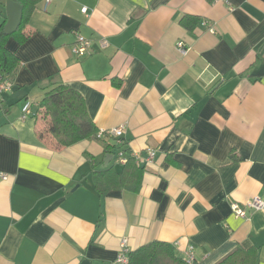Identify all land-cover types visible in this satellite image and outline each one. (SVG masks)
<instances>
[{"label":"crops","instance_id":"0c3cea01","mask_svg":"<svg viewBox=\"0 0 264 264\" xmlns=\"http://www.w3.org/2000/svg\"><path fill=\"white\" fill-rule=\"evenodd\" d=\"M17 1L22 41L5 43L17 67L0 70L11 83L0 94V264H112L122 237L130 251L169 243L188 264L236 248L264 264V207L230 208L264 201V0ZM183 15L197 17L191 29ZM77 34L90 40L83 57ZM58 84L97 130L124 124L122 136L58 144L40 105Z\"/></svg>","mask_w":264,"mask_h":264},{"label":"trees","instance_id":"16d2710c","mask_svg":"<svg viewBox=\"0 0 264 264\" xmlns=\"http://www.w3.org/2000/svg\"><path fill=\"white\" fill-rule=\"evenodd\" d=\"M196 20V16L183 15L179 19V22L182 26L191 29ZM22 26L23 22L10 34L18 42L22 41V36L20 35ZM2 27L3 23L0 25V70L5 73H10L15 70L18 61L16 56L5 46L9 34H4ZM40 105L43 108L44 115L49 117L48 131L55 137L58 144L67 145L84 138L100 140V138L96 137L98 130L86 114L79 94L71 87L64 84L55 85L52 89L44 93ZM103 144L108 152L113 153V145L105 141ZM132 161L133 157H128L125 164L128 166ZM256 261V252L254 249L243 251L241 248H236L217 264H256ZM128 264L188 263L183 262L176 256L171 244L154 241L130 251Z\"/></svg>","mask_w":264,"mask_h":264},{"label":"built area","instance_id":"2783aa9c","mask_svg":"<svg viewBox=\"0 0 264 264\" xmlns=\"http://www.w3.org/2000/svg\"><path fill=\"white\" fill-rule=\"evenodd\" d=\"M44 1L49 2L51 0H44ZM222 1L228 2L229 0H222ZM230 9H232V7H230ZM81 11L83 13H86L87 7H82ZM203 24H204V21H203ZM208 30L211 32L214 31L212 27H208ZM103 45H106V42H103ZM90 46H91L90 40L88 38H86L85 36H83L81 34H77L76 40L72 44L71 51L76 56L83 57V56L87 55L89 52H91ZM176 47H177L178 51L182 54L186 53V51H187V47H185L181 41H179L176 44ZM10 88H11L10 81L7 78H4L3 76L0 75V94L4 91L9 90ZM31 105H32V102L29 99H26L25 102L23 103L22 108H21V118L22 119H25L28 116V114L30 113ZM124 128H125V125L120 124V125H117V126H114L111 128H107V129H99L97 131L96 137L101 138V137L105 136V137L120 138L122 136V134L124 133ZM149 154L152 155L151 150L149 151ZM121 155H122V152H119V156H121ZM123 161H125V159H123ZM6 177H7L6 174L0 173L1 179H6ZM244 206L239 205L237 202L232 201L230 203V208H231L232 214H234L235 216L245 217L247 214L245 208L262 209L264 207V201L260 197L254 196V197L248 199L244 203ZM129 254H130V249L127 245V239H126V237H122L120 239L119 248H118L116 257L112 261V264H128L129 263ZM192 260H193L192 252H188L187 257H186V261L189 263H192Z\"/></svg>","mask_w":264,"mask_h":264},{"label":"water","instance_id":"95a60500","mask_svg":"<svg viewBox=\"0 0 264 264\" xmlns=\"http://www.w3.org/2000/svg\"><path fill=\"white\" fill-rule=\"evenodd\" d=\"M7 21L4 25L3 32L5 34H11L18 27L21 14L22 5L15 0L6 1ZM111 154H109L110 156Z\"/></svg>","mask_w":264,"mask_h":264},{"label":"rangeland","instance_id":"374dc122","mask_svg":"<svg viewBox=\"0 0 264 264\" xmlns=\"http://www.w3.org/2000/svg\"><path fill=\"white\" fill-rule=\"evenodd\" d=\"M43 114H44V113H43ZM44 116H45V117L47 118V120H48V118H49V117H48V116H46V115H44ZM56 142H57V141H56Z\"/></svg>","mask_w":264,"mask_h":264}]
</instances>
